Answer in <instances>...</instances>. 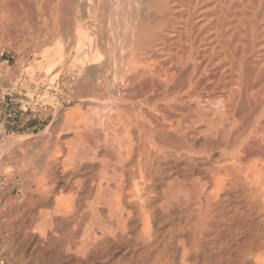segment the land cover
I'll return each instance as SVG.
<instances>
[{"label":"bare ground","instance_id":"1","mask_svg":"<svg viewBox=\"0 0 264 264\" xmlns=\"http://www.w3.org/2000/svg\"><path fill=\"white\" fill-rule=\"evenodd\" d=\"M0 5L6 17L25 10L42 19L46 34L57 39L53 54L45 52L50 58L40 80L60 81L67 104L76 101L77 109L90 110L60 115L55 106L45 131L58 126L73 129L74 136L65 148L54 142L46 154L49 148L43 147L67 179L75 178L69 181L76 193L55 212L81 229V242L116 237L135 219L146 222L156 214L145 209L158 192L165 194L158 204L163 221L178 206L201 218L216 206L220 192H238L245 205L233 199L234 206L247 237L243 234L237 255L245 261L264 254V0H0ZM28 148L18 150L20 157L35 165L37 159H30L43 150L34 154ZM44 158L38 163L46 166L50 160L46 164ZM206 175L209 182L202 181ZM190 192H197L196 199Z\"/></svg>","mask_w":264,"mask_h":264},{"label":"rangeland","instance_id":"2","mask_svg":"<svg viewBox=\"0 0 264 264\" xmlns=\"http://www.w3.org/2000/svg\"><path fill=\"white\" fill-rule=\"evenodd\" d=\"M5 13L0 5V47H4V52L0 55V175H5L9 181H12L6 187L4 196L0 198L2 264H262L264 255L262 251H258V254L255 253L253 257L247 256L245 261L237 255L239 243L247 237L246 233H243L244 237L241 232L243 224L235 211L236 201L237 206H242V209L245 205V201L237 196L238 192H235L236 194L220 192V199L217 202H211V204L216 203V206L213 205L214 209L212 206L205 216L201 215V218L196 211L191 214L178 206L174 207L175 210L171 211L172 215L168 216V219L165 218L166 221L161 219L163 215L158 208L165 201V194L158 192L145 209L147 215L151 214L152 209L156 210V214L147 217L146 222L143 219L142 221L135 219L132 226L123 234L118 233L116 237L107 235V238H96L95 242L93 240L85 244L81 242L83 239L80 236L81 229L72 228V222L66 221L60 216L61 213L55 212V207H64L69 203L76 193L77 186H74V182V184L70 182L73 178H66L67 174L60 166L61 164L54 163L55 160L51 157H46L49 155H46L47 153L54 150L55 145L59 144L60 148H65L66 141L70 142L74 136L73 129L63 130L58 126L54 128L52 126L48 132L45 131L53 122L54 107H59L56 109L60 115L77 109L76 101L70 104L64 101L66 88L60 81L49 85L47 80H40L43 77H39L43 74V65H47V59L56 50L57 37L50 39L51 37L44 31L46 28L44 29L42 19L32 17L28 11L20 10L7 17ZM41 28L44 32H39ZM37 31L38 34L40 33V39L36 38ZM40 36H43L45 40ZM46 51L50 55L45 53ZM44 53L47 56H44ZM79 109H82L83 115L90 113V110L87 111L85 108ZM77 120L79 121L80 118ZM111 132L109 135L114 136L112 135L114 132L112 134ZM43 140L51 143L53 147ZM24 142L27 143L26 146ZM54 142L55 145H53ZM33 145L43 150V153L36 150L39 152L36 154L39 157L34 155L37 153H34L37 148L34 149ZM43 147L48 149L46 154ZM27 148L33 150L34 154H31L34 156H31L33 159L31 158L30 161L34 162L36 158L35 165L20 157L18 150L22 154ZM42 158L47 161H43L46 164L50 160L46 166H50L52 171H45L46 166L41 163L42 161L38 163V159ZM20 159L24 164L29 162L31 165L24 166ZM180 164L182 166L184 162ZM36 168L40 169L41 174L46 178H41L40 170L37 171ZM197 172L198 170L194 172V177L198 176ZM206 177H203L202 181L209 182L210 176L206 175ZM65 180H70L68 187H63ZM209 189H212V186H209ZM196 193L190 192L193 195L190 196L196 199ZM181 195L182 192L179 197H182ZM204 195L206 197L207 194L204 193L201 197ZM238 198L241 200L238 201ZM240 201L244 202L240 205ZM193 205L195 209L196 204ZM220 211L227 213L229 216L225 215L229 218ZM219 215L224 216L223 219ZM142 229L145 231L141 232ZM97 234L100 233L97 232ZM98 235L96 237H99Z\"/></svg>","mask_w":264,"mask_h":264},{"label":"built area","instance_id":"3","mask_svg":"<svg viewBox=\"0 0 264 264\" xmlns=\"http://www.w3.org/2000/svg\"><path fill=\"white\" fill-rule=\"evenodd\" d=\"M4 52V47H0V55H2ZM7 61V60H6ZM12 181L8 180L7 176L5 175H0V198L2 196H4L5 192H6V187L8 186L9 183H11ZM3 263V260L0 259V264Z\"/></svg>","mask_w":264,"mask_h":264}]
</instances>
